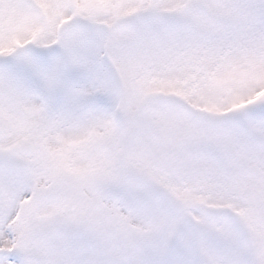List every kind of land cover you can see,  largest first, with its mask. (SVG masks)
Wrapping results in <instances>:
<instances>
[{"label":"snow or ice","instance_id":"6c2138e0","mask_svg":"<svg viewBox=\"0 0 264 264\" xmlns=\"http://www.w3.org/2000/svg\"><path fill=\"white\" fill-rule=\"evenodd\" d=\"M0 264H264V0H0Z\"/></svg>","mask_w":264,"mask_h":264}]
</instances>
